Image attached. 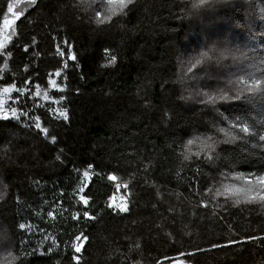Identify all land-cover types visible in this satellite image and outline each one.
Here are the masks:
<instances>
[{"label": "trees", "instance_id": "1", "mask_svg": "<svg viewBox=\"0 0 264 264\" xmlns=\"http://www.w3.org/2000/svg\"><path fill=\"white\" fill-rule=\"evenodd\" d=\"M15 1L0 0V30ZM108 7H17L0 53V88H16L15 116L0 119V262L264 264V192H244L264 174V90L219 99L235 52L238 81H264V0H213L196 14L188 0ZM213 41L223 61L200 58ZM203 67L221 80L214 93ZM233 177L236 198L223 184Z\"/></svg>", "mask_w": 264, "mask_h": 264}, {"label": "rangeland", "instance_id": "2", "mask_svg": "<svg viewBox=\"0 0 264 264\" xmlns=\"http://www.w3.org/2000/svg\"><path fill=\"white\" fill-rule=\"evenodd\" d=\"M20 2H21V0H17V1H15L12 4L13 5V11H21V10H18V8H17L19 6ZM24 10H25V8H24ZM6 18L14 19L12 17L11 13H9V12H8V15H7ZM12 27H13V25L10 28H5L4 25H2V27H1V30H0V41L3 42V47L0 48V53L3 52L4 48L6 47L7 43L9 42V39H10L9 36H10V33H11L10 31L12 30ZM211 35H212V38H215L214 40H216V41L218 40V37H216V35H213L212 33H210V34L208 33V36H211ZM212 49H213V51H216V58L223 61L224 57H223V55L221 56V52L216 49L214 41L212 43ZM235 53H236V56H237V61L233 64V66L236 67V73L237 72L238 73H237V75L236 74L234 75V80L230 84H229V82H230L229 79H230V77L232 75H230L229 79L227 77H225V82L226 83H225L224 86H226V85L227 86L225 87V89L222 90L221 95L226 93L229 96H236V95H239V94H247V93H249L248 91L245 90V89L251 87L249 82L246 81V80H243V79H240L238 81V79L240 77L239 71H243L244 69L242 68V66H241V68L237 66L238 63H241V59L242 58L239 57L237 52H235ZM201 77H205L207 79L208 83L211 84V88H210L209 91L212 92V93L216 92V90H217L216 89V85H218L216 81L218 80L219 82H221L219 77L216 76L217 80L215 79V80L212 81V78H213L212 73L210 72V70H207L206 67H203L202 76ZM237 82H238V85H239L238 88H236ZM213 83H215V85ZM5 88H0V119H5V118H3L5 115L8 118L10 112L14 108V106H13V104H14L13 103L14 102L13 94L15 93L16 88L15 87H8V88H10V91H8V92L4 91ZM39 99L41 101H47L48 98L46 96H44V97H39ZM236 100L237 99H231V100L225 99L224 101L226 103H231V102H234ZM221 101H223V100H221ZM208 104L211 105L213 108L216 106L215 102H214V104H212L211 102H209ZM219 135L221 136V139H219L221 145H223V144H226V145H230L231 144L232 145V144L235 143V140L232 139L233 136L226 135V134H223V133L219 134ZM207 153H210V151L207 150ZM242 182L243 181L241 180V178H238V177H233L232 180L228 179V180H224L223 181V184H227L230 197L236 198L235 195L238 192H242V187H244L242 185ZM224 188L225 187H223V189ZM237 189H239L240 191H236ZM125 201H126L125 199L118 198L117 196H113L112 199L110 200V206L121 205L122 208H124L125 207V205H124ZM0 264H2V263L0 262ZM173 264H179V263L174 262Z\"/></svg>", "mask_w": 264, "mask_h": 264}, {"label": "snow or ice", "instance_id": "3", "mask_svg": "<svg viewBox=\"0 0 264 264\" xmlns=\"http://www.w3.org/2000/svg\"><path fill=\"white\" fill-rule=\"evenodd\" d=\"M28 2L31 3V4H34L35 3V0H28ZM131 2H132V0H120V9L122 10L124 7H126ZM212 2H213V0H188V5H189V8H190L191 12L193 14H196L197 12L201 11L202 9L211 6V3ZM106 3L109 6L106 9L107 12L110 15H114L116 10L111 7L113 5V0H106ZM8 12L11 13V15H12V17L14 19L5 18L3 20V25H4L5 28H10L15 23V19H18L21 16V14H22L19 11H13V5L12 4H9V6H8ZM97 15H99V13H97ZM108 18H110V16ZM2 47H3V42L0 41V48H2ZM209 53H213V49H208V51H206V52H201L199 54V56H200L201 59H210L211 57L209 56ZM222 55L223 54H221V56ZM70 58H73L74 59V57H70ZM112 60L114 61L115 60V57H112ZM196 63L197 64L200 63V59H197L196 60ZM57 75H58V73H57ZM258 84L261 86L262 90H264V81H255V82H253L252 87H249V88H247L245 90L248 91V92H252V91H254L256 89V87H257ZM4 91L5 92H8V91H10V88L6 87L4 89ZM18 91H20V94L23 95V91H21V90H18ZM240 98H241L240 95L229 96L226 93L219 96V99H221V100H225V99L231 100V99H240ZM209 99L211 100L212 98L209 97ZM12 113L15 116V109L12 110ZM61 115H63V113H61ZM3 118L7 119V116L5 115ZM224 119L227 120L228 118L227 117H224ZM231 126L233 128H237L238 127L239 130H240V132H243L245 134H249V128H248L247 125L232 123ZM35 127L38 128V129H40L41 128L40 123L39 122H36ZM42 131H45L46 132L47 130L46 129H42ZM219 131L222 132V131H224V129L223 128H220ZM54 139L55 138H53V140ZM232 139H236V137H232ZM259 140L260 141H264V133H260L259 134ZM192 143H193V141H191V140L188 141V144H192ZM205 146L208 147L209 149H211L213 147L210 144L205 145ZM84 175H85V177H87L88 176V173L85 172ZM238 175H242V174H238ZM110 179H112V177H110ZM255 183H258L259 184V188L258 189H244L245 194H248L251 191L264 192V174L257 176L256 177V180H255ZM236 191H240V190L237 189ZM260 199L261 200H264V195H262L260 197ZM85 203H87V201H85ZM124 210L125 209L121 208V211H124ZM48 215L51 216L52 213L49 212ZM84 215L87 216L88 213L85 212ZM20 227L23 228L24 225H20ZM79 250H80L79 247H77L76 251H79Z\"/></svg>", "mask_w": 264, "mask_h": 264}]
</instances>
